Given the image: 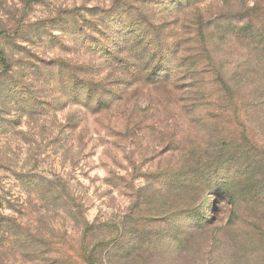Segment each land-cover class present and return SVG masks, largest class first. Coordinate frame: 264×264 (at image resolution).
Wrapping results in <instances>:
<instances>
[{
	"label": "rangeland",
	"instance_id": "1",
	"mask_svg": "<svg viewBox=\"0 0 264 264\" xmlns=\"http://www.w3.org/2000/svg\"><path fill=\"white\" fill-rule=\"evenodd\" d=\"M0 159V264H264V0H0Z\"/></svg>",
	"mask_w": 264,
	"mask_h": 264
},
{
	"label": "trees",
	"instance_id": "2",
	"mask_svg": "<svg viewBox=\"0 0 264 264\" xmlns=\"http://www.w3.org/2000/svg\"><path fill=\"white\" fill-rule=\"evenodd\" d=\"M138 42L141 44L143 42L142 38H139ZM2 62L3 64H7L6 60L3 58H2ZM78 85L79 86L82 85V81L80 79H78L77 86ZM14 167L15 166L13 165V161L8 160L4 163V161L0 159V171L1 170L11 171L13 176L15 177V180L20 182V184H22V187H24L28 191L29 194L32 193L33 195L38 196L40 201H51V200L56 201V198L58 196L55 194V191H54L55 189H53L50 186H49L50 188L49 191L46 193H44L43 190L35 192V189H37V187L34 184V180L35 178L39 177L38 174H34L31 172H24V170H21L18 172L14 169ZM6 179L7 177H4L3 181ZM28 180H29V183H25V182H28ZM3 181H2V177H0V210L4 208L5 204L15 203L11 190L6 189V185H3ZM6 222L7 221H5V224H7ZM0 223H1V218H0ZM6 229L7 228H5L4 230Z\"/></svg>",
	"mask_w": 264,
	"mask_h": 264
}]
</instances>
